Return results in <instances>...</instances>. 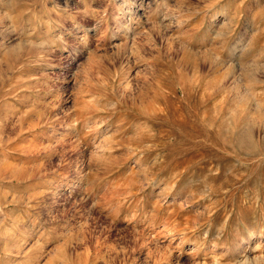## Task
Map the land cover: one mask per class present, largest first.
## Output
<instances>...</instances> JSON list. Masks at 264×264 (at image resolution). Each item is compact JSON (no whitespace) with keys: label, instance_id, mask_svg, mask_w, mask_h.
<instances>
[{"label":"rangeland","instance_id":"rangeland-1","mask_svg":"<svg viewBox=\"0 0 264 264\" xmlns=\"http://www.w3.org/2000/svg\"><path fill=\"white\" fill-rule=\"evenodd\" d=\"M0 264H264V0H0Z\"/></svg>","mask_w":264,"mask_h":264}]
</instances>
